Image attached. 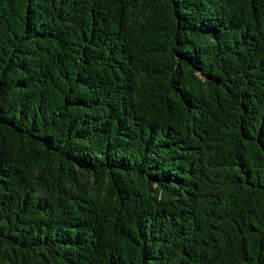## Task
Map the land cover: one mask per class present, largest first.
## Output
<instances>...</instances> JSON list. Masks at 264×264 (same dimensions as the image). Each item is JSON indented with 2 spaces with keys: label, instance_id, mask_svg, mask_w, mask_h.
<instances>
[{
  "label": "trees",
  "instance_id": "obj_1",
  "mask_svg": "<svg viewBox=\"0 0 264 264\" xmlns=\"http://www.w3.org/2000/svg\"><path fill=\"white\" fill-rule=\"evenodd\" d=\"M0 264H264V0H0Z\"/></svg>",
  "mask_w": 264,
  "mask_h": 264
}]
</instances>
